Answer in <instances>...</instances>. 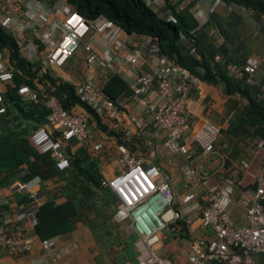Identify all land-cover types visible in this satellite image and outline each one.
<instances>
[{
	"label": "built area",
	"instance_id": "obj_1",
	"mask_svg": "<svg viewBox=\"0 0 264 264\" xmlns=\"http://www.w3.org/2000/svg\"><path fill=\"white\" fill-rule=\"evenodd\" d=\"M144 1L158 12L169 4L176 13L194 2L190 12L199 26L220 4L219 0H213L206 10H202L197 7L198 0ZM164 14L172 19L171 10L167 9ZM0 26L14 34L22 58L30 63L36 62L38 55L45 51L43 64L59 67L81 49L92 67L112 72L125 80L126 75H133L130 86L133 94L122 104L123 109L103 93V81L87 79L75 88V94L107 120L112 131L122 134L123 139L131 133L127 125L129 117L138 132L150 128V141H161L169 153L184 158L185 164L178 168L184 184L182 191L175 193L168 172H162L156 166H144L126 145L116 146L114 159L118 171L111 178L103 179L101 186L110 189L116 198L115 221L136 237L135 261L120 264H177L154 249L159 241L158 235L164 231L176 234L178 222H183L187 233L193 236L196 220L212 236L205 244L198 239L190 242L187 264H252L254 255L264 253V184L260 182L239 193L245 225L237 226L230 217L237 182L228 177L201 176L192 164L196 153L193 149H199L203 156L209 155L219 132L208 124L191 131L195 118L189 103L199 95L201 81L198 77L171 62L151 38L126 34L103 17L89 21L67 0H0ZM210 34L216 35V45L221 44L217 31L211 30ZM101 43L110 46L111 50L97 52L94 44ZM221 60L220 56H215L216 62ZM225 69L233 79L254 85L255 69L252 65L228 63ZM12 82L13 70L0 51V84ZM17 93L23 100L40 102L48 110L46 124L35 129L29 141L39 153L50 156L59 171L65 170L68 159L64 143L70 140L83 143L89 139L88 114L65 110L58 98L44 86L36 90L21 85ZM256 98L264 102V85L259 87ZM4 111L0 95V114ZM51 132H56L59 137L52 139ZM255 144L263 151L264 169V141L257 140ZM238 164L242 170L249 167L245 160ZM38 183L39 179L34 178L24 187L31 188ZM29 198L28 208L18 214L13 225L0 221V252L7 250L18 255L31 251L32 244L25 235V222L33 227L36 225L39 203L36 192L30 193ZM57 242V236L40 240L41 248L51 254L53 261L64 258L76 248L74 245L59 248Z\"/></svg>",
	"mask_w": 264,
	"mask_h": 264
},
{
	"label": "trees",
	"instance_id": "obj_2",
	"mask_svg": "<svg viewBox=\"0 0 264 264\" xmlns=\"http://www.w3.org/2000/svg\"><path fill=\"white\" fill-rule=\"evenodd\" d=\"M67 1L89 21L103 17L126 34L151 38L171 62L198 77L202 83L220 90L227 108L233 113L227 126L219 129L214 147L219 148L227 165L238 154L232 144L264 141V102L256 98L259 87L264 85V0H219L220 4L202 26L190 12L194 2L178 13L166 4L159 13L144 0ZM167 9L171 10L173 20L165 16ZM211 30L218 32L221 44H215L216 35H211ZM0 51L7 56L13 70L12 84L4 85L5 89L0 92L5 108L0 114V186H8L15 178L24 184L34 178L39 179L40 185L47 179L53 181L54 189L36 211L34 229L40 240L67 234L81 223L90 230L104 254H110L112 247H117L116 264L134 262L136 237L115 221L118 204L110 189L101 186L103 176L97 159L85 147L72 153L67 146L68 167L59 171L55 161L39 153L29 141L31 133L46 124L48 110L40 102L23 100L17 89L27 85L37 90L40 84L58 98L65 110L80 107L97 120L100 116L76 96L73 85L57 82L45 72L40 74L41 61L30 63L23 59L16 37L2 26ZM215 56L222 60L216 62ZM228 63L250 64L255 73L263 72V78L257 81L254 76L253 86L233 79L225 69ZM102 91L121 109L133 94L127 80L112 72L102 82ZM111 133L119 144L128 148L122 134L112 130ZM50 136L57 139L59 134L51 132ZM193 150L201 153L199 149ZM59 198L63 202L58 204ZM30 201L28 198V203ZM177 228L176 234L171 233V236L177 237L182 231L187 234L183 222H178Z\"/></svg>",
	"mask_w": 264,
	"mask_h": 264
},
{
	"label": "crops",
	"instance_id": "obj_3",
	"mask_svg": "<svg viewBox=\"0 0 264 264\" xmlns=\"http://www.w3.org/2000/svg\"><path fill=\"white\" fill-rule=\"evenodd\" d=\"M212 1L198 0L199 6L197 5V7L206 10ZM122 37L126 39V36L123 35ZM94 47L100 53L104 49L111 50L110 46L103 43L100 45L94 44ZM45 54L46 52L44 51L37 57L36 62L41 61L42 63L40 74L45 72L53 80L68 82L74 88L87 79L104 81V77L106 78L109 73L104 69H98L88 64L86 55L81 49L59 67L45 66L43 64ZM70 61H73V67L69 66L64 69L66 63ZM254 76L255 80L261 81L263 72L258 70ZM126 80L131 86L133 75H126ZM41 87L40 84L37 85L38 89ZM4 89V85L0 84V92ZM226 102L218 88L201 82L198 97L189 103V108L195 118L191 131H195L205 124L210 125L213 130L219 131L220 128H225L233 113L232 110L227 108ZM72 111L84 110L80 107H74ZM88 117L91 129L89 139L83 143L70 140L64 143V149L66 150L67 146H69L70 151L73 153L78 148L85 147L88 153L97 159L103 179L111 178L118 171L114 155L116 154L115 149L119 145V141L112 135L110 123L107 120L102 117H98L97 120L90 115ZM127 125L131 132L129 137L124 139L128 149L142 160L144 166L152 165L158 167L162 172H168L172 177V189L175 193H180L184 179L179 174L178 168L185 164L184 158L180 155L169 153L163 148L161 141H150L148 137L150 133L149 127L138 132L129 117L127 118ZM232 146L238 154L235 158L230 159V164L228 165L223 160V154H221L218 147H214V150L207 156L196 152L193 156L192 164L201 176L210 178L228 177L237 182L236 195L230 209V217L237 226H243L245 225L244 209L239 202L238 195L247 187L254 188L260 182L264 184L263 151L257 147L255 142L248 140L239 142L237 145L232 144ZM240 160L248 162V169L242 170L239 167L238 163ZM24 185L19 178H15L8 186H0V221L4 224L13 225L17 220L18 214L28 208L30 193L36 192L38 203L42 204L55 187L53 181L49 179L43 181L41 185L38 183L31 188H25ZM61 202H63L62 198L57 199L58 204ZM194 227L196 232L193 236L184 233V231L177 237L165 235L163 241L156 244V251L177 264H187L186 258L190 242L198 239L205 244L212 236L208 229L201 226L199 220H196ZM25 235L32 244L31 251L17 255L11 254L7 250H2L0 252V264H116L115 254L118 252L117 247H112L113 251L110 254H104L103 248L96 243L90 230L81 223L76 224L75 228L67 234L56 235L58 237L57 247L76 246L74 251L57 261H53L51 254L41 248L40 238L29 222H25ZM252 264H264V253L254 255Z\"/></svg>",
	"mask_w": 264,
	"mask_h": 264
},
{
	"label": "rangeland",
	"instance_id": "obj_4",
	"mask_svg": "<svg viewBox=\"0 0 264 264\" xmlns=\"http://www.w3.org/2000/svg\"><path fill=\"white\" fill-rule=\"evenodd\" d=\"M246 14V13H245ZM252 20V19H251ZM73 61L71 62H69V63H66V65H65V67H64V69H66L67 67H69V66H72L73 67ZM177 156H179V154H177ZM165 235H170V234H168V231H164V233L163 234H159L158 235V242L157 243H161L162 241H163V239H164V237H165ZM156 243V244H157ZM156 244L154 245V249L156 250Z\"/></svg>",
	"mask_w": 264,
	"mask_h": 264
}]
</instances>
